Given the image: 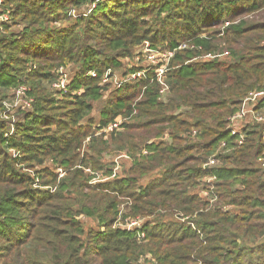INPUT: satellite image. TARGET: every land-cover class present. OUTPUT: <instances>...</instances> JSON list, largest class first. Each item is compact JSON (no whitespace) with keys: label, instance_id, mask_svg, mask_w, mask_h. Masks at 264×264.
<instances>
[{"label":"trees","instance_id":"obj_1","mask_svg":"<svg viewBox=\"0 0 264 264\" xmlns=\"http://www.w3.org/2000/svg\"><path fill=\"white\" fill-rule=\"evenodd\" d=\"M94 1L0 4V264H264V124L203 168L234 139L228 117L264 89V0H102L85 14ZM146 40L197 47L172 60L168 94L152 71L103 81L141 69L124 60ZM60 67L67 91L52 85ZM22 85L33 106L8 137L1 112Z\"/></svg>","mask_w":264,"mask_h":264},{"label":"built area","instance_id":"obj_2","mask_svg":"<svg viewBox=\"0 0 264 264\" xmlns=\"http://www.w3.org/2000/svg\"><path fill=\"white\" fill-rule=\"evenodd\" d=\"M102 1V0H95L93 4L91 5L90 9L87 11L88 14L90 13L93 9L97 7V4ZM2 0H0L1 4ZM73 15L76 16H82L83 14H77L75 10L72 11ZM5 15H8V18L5 17ZM0 19L2 21L8 22L10 19L9 16V11L3 13L0 12ZM229 22L226 23L228 25ZM144 45H146V48L149 52H158L157 49L155 48L152 43H148V41H145ZM143 45V46H144ZM167 48V47H166ZM197 48L194 44H192V40L186 41L184 43L179 44L178 46L174 48H168L165 50V52L160 53L162 56L159 57L161 58V64L158 66L150 65L148 68L145 69V67H142L141 69L135 70L127 75L125 79L120 80L119 75L115 73L113 69H107L104 72L103 75V81L108 82V81H113L116 85V88L121 87L126 81L133 80V79H138L141 77H146L148 78L149 75H147L150 71L153 72V75L151 76V83H158L159 85H163L164 88L163 91L166 90L165 84H163V80H166L167 78V72L170 69V65L178 51H182L185 49H195ZM201 48V47H199ZM138 66V59H134V62H132L131 68H134ZM93 76L97 75V71L91 72ZM58 74L59 76L57 79L53 82V87L60 89V90H66L68 89L69 85V76L68 71L66 70L65 67H60L58 69ZM28 88L27 86H20L14 90V93L9 97L10 99L6 100L4 102V110L1 112L2 118L6 119L7 121L10 122V131L7 133V136H11L14 133L15 130V123L18 120L16 117L15 113L21 111V110H26L30 109L33 106V101L34 99L31 98L28 95ZM264 97V89L261 90H254L251 91L242 101L241 107L239 110L235 111L233 114H231L228 117V131L230 137H234L232 140L231 144H229L228 140H223L217 149L215 150V153L209 157L208 161L203 165V168L205 171L209 169L210 167H213L219 163H221V155H223L225 152H230L233 149H235L238 146H241L245 141H246V127L251 126L253 124H264V114L257 108L258 105L260 104L261 98ZM122 120H119L113 124H110L106 128H104L102 132H112L115 131V129H120L121 127ZM262 137L264 139V131L262 133ZM17 155V153H15ZM259 162L264 166V154L259 157ZM60 172V176H63L65 174V171H63L61 168H58ZM91 172V171H90ZM94 174L93 180H98L101 179L102 173L99 172H91ZM217 179V176L214 175H208L206 177L205 182H206V188L203 189V192L205 195L208 197H211V202L215 203L217 200V195L215 194V185L214 181ZM212 195V196H211ZM223 209L228 211L229 207L224 205ZM119 221H121V218H119ZM142 220L140 217L134 218V219H129L126 220L124 224L120 223L121 225L125 227H134V226H140L142 225Z\"/></svg>","mask_w":264,"mask_h":264},{"label":"rangeland","instance_id":"obj_3","mask_svg":"<svg viewBox=\"0 0 264 264\" xmlns=\"http://www.w3.org/2000/svg\"><path fill=\"white\" fill-rule=\"evenodd\" d=\"M263 16H264V14H263ZM5 17L8 18V15H5ZM8 21L10 22V19ZM3 22H6V21H3ZM10 24H11V22H10ZM146 41H148V43H152L149 40H146ZM144 43H145V41L143 42L142 45H140L139 47H137L136 50H135V52H134V59H136V58L138 59V67H140V68L145 67V69H146L150 65H154L155 67L158 66V65H160L161 64V61H162L161 58H159V57L162 56L160 53L165 52V50L168 49V47L167 48L166 47H163V48H161V47H155V48H159V49H157L158 52H149L147 50V48H146V45H144ZM182 43H184V42H182ZM127 59H129V58H127ZM127 59H125L124 61L127 63V66L131 68L132 63H131V61H126ZM114 71H115V73L117 75L119 74L118 73L119 72L118 70H114ZM117 78H119V77H117ZM163 84H165L166 90L163 91V93H162V90H163L164 86L161 85V88H160L161 96L162 95H165V94H168V92L170 90V81L168 80V75H167L166 80H163ZM15 115H16V117L18 119L21 117L20 112L15 113ZM119 120H121V119H118V121ZM120 130H122V128L117 129L116 131H120ZM124 155H126V154L124 153ZM258 161H259V159H258ZM129 165H131V164H129ZM120 169H121V166H120ZM86 171L88 173H91L93 170L91 168H86ZM99 173H102V172H99ZM101 178H103V173H102V177ZM200 191H202V187H201ZM121 210H124V209L122 208ZM140 219L142 220V222H145L147 220V217H141L140 216ZM139 264H154V261H150L149 263H146V262H143L142 261Z\"/></svg>","mask_w":264,"mask_h":264}]
</instances>
